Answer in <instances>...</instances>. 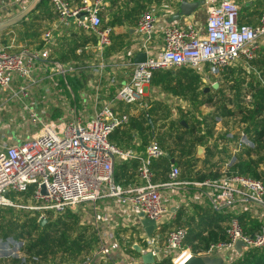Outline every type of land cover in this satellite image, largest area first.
Here are the masks:
<instances>
[{
  "label": "built area",
  "instance_id": "obj_1",
  "mask_svg": "<svg viewBox=\"0 0 264 264\" xmlns=\"http://www.w3.org/2000/svg\"><path fill=\"white\" fill-rule=\"evenodd\" d=\"M11 1L18 8L17 15L28 7L27 0ZM49 2L60 23H74L76 27L97 36V44L92 46V56L97 63L50 60L53 29L44 33V47L32 51L22 49L12 52L0 41V90L10 92L7 102L12 98L23 100L24 110H28L39 124L38 130L29 138L14 143L5 142L0 148V207L37 211L41 219L49 212L63 214L82 203H91L96 211L94 221L99 235V247L94 257L102 253L111 264H142V257H136L129 251L128 241L123 245L117 241L119 228L124 226L129 229L123 220L125 218L133 219L142 230L141 237L135 236L129 248L141 247V254L154 252L156 262L169 258L172 264H183L188 260L194 253L191 247L184 246L187 228H170L161 243L165 225L175 221L176 210L188 201L209 202L212 209L218 211L225 208L233 213L236 211L227 224V239L212 243L207 251L198 254L223 252L234 248L238 241L243 243V250L264 247V211L259 215L256 209L252 212L255 206L264 210V182L229 170L238 151L253 147L245 132H240L231 160L224 163L219 178L180 179L181 169L173 165L169 179L163 183L155 181L152 164L155 159L165 157L167 152L156 140L150 142L144 154L123 151L111 141L114 130L129 122V113L125 112L127 106L147 107L144 101L155 71L190 67L203 75L204 83L214 85L218 82L211 81V77H219L227 67L241 60L248 64L255 59L259 48L257 41L264 38V12L257 25L240 24L241 7L235 0H206L205 20L196 11L182 16L179 21L163 24L160 30L162 45L158 46L154 39L160 22L159 9L156 4L148 6L137 25V32L143 40V51L147 54L146 60L135 64L131 59L125 60L121 53L112 61L115 66V61L122 58L121 67H132L130 80L99 106L100 94L97 93L92 114L85 113L84 109H72L70 118L50 120L41 118L28 103H24V98L30 99L36 88H42L43 95L48 97L53 89L46 84V79L54 85L56 75L66 80L68 76L80 74L92 66L98 72L100 83L107 68L105 51L112 44L113 29L103 26L100 13L105 0H83L77 6L66 0ZM84 49L89 50V45ZM42 70L49 74L45 77L35 75ZM19 80L22 83L15 88L14 84ZM119 159L139 160L137 174L140 183L127 186L115 183V165ZM31 187L33 190L28 199L22 200ZM163 188H170L181 198V202L173 208L169 207ZM191 189H194L192 194L189 193ZM100 202L105 204L99 207ZM97 210L101 213L98 214ZM249 210L252 218L260 221L259 229L252 234L244 231L239 218L241 211ZM143 217L156 223L151 236L147 235L141 223ZM99 220L105 226L103 232L97 225ZM24 243L23 240L0 239V259L22 257ZM115 249L121 254L118 260L110 257Z\"/></svg>",
  "mask_w": 264,
  "mask_h": 264
},
{
  "label": "trees",
  "instance_id": "obj_2",
  "mask_svg": "<svg viewBox=\"0 0 264 264\" xmlns=\"http://www.w3.org/2000/svg\"><path fill=\"white\" fill-rule=\"evenodd\" d=\"M66 1L72 6H77L83 0ZM107 1L108 9L104 6L100 14L102 18L105 14L106 18L107 13L109 19L103 18V26L111 28L122 25L124 19L129 20L130 18L136 20L138 24L142 13L148 6L164 4V0ZM115 6L118 7L117 11H112ZM246 10L247 6L240 9L241 15L238 20L240 24H247L242 17ZM39 11L44 14L38 13ZM263 12L264 1L259 3L254 13L260 14L261 17ZM55 16L57 13L49 0H42L26 18L19 22L25 25V30L20 37L38 40L41 34L38 30L41 27L40 23L43 20L51 21ZM74 35L76 38L65 42L68 44V49L62 48V52L51 53V58L76 63L84 59L83 52L79 54L77 51L79 48L83 49L86 45L95 46L97 44V36L93 33L79 30ZM117 47L118 42H113L105 51V56ZM242 67L229 66L220 73V79L230 84L229 90L221 85L215 89L211 85L210 91L206 90L203 75L190 67L155 71L150 82L151 88L158 89L159 94L167 98L181 99L193 105L195 109L192 107V111V109L178 107L180 117L174 119L172 117L173 108L166 106L165 110L164 101L154 99L144 101L147 107L142 108L136 105L137 109L142 110L137 113L132 112L131 106H127L125 112L129 113V122L114 130L111 141L123 151L132 150L144 154L150 142L156 140L167 152L163 159L154 161L152 164L156 179L161 176L164 177L163 180H168L171 167L180 165L185 170L184 174L180 175L181 179L204 180L221 176V169L217 165L231 160L229 150L232 145V148L235 146L240 138V132L243 131L253 147H247L236 153L235 161L230 165L229 170L264 182V47H259L257 57L244 68ZM72 76L68 78L67 84L72 85L75 80L72 86L78 92L88 78L84 73ZM62 82L61 84L65 85ZM75 101L78 106L79 97ZM201 105L211 107V111L206 115L197 116L195 110H198ZM187 117H193V121H189ZM230 117L238 120V130L232 132L226 129L222 134H216L217 124ZM162 120H165L163 124L169 120L168 127L164 135L157 139L155 130ZM199 147L205 149L204 159L197 156ZM201 162L203 167L195 170ZM138 167L139 160L137 159L117 162L114 174L115 183L122 186L135 183ZM32 190L31 187L29 192L23 196L24 201L28 199ZM190 208L194 211L193 214L187 216L185 209L182 208L174 221L176 227H185L188 230L184 241L185 247H191L193 253L198 254L207 251L212 243L227 239L229 213L207 208L197 202L192 203ZM40 216L41 214L37 211L0 207V239L25 242L22 257L0 259V264L88 263L99 247V235L92 225L85 224L81 215L74 210H67L58 215L46 213L45 217L48 222L43 226L40 225ZM239 218L247 233L252 234L260 227V221L247 214L239 215ZM127 238L125 240L128 241L127 245H131L135 240L133 234ZM128 249L136 254L137 248L128 247ZM91 264L99 263L92 262ZM155 264H172V261L165 258ZM230 264H264V247L246 248Z\"/></svg>",
  "mask_w": 264,
  "mask_h": 264
},
{
  "label": "crops",
  "instance_id": "obj_3",
  "mask_svg": "<svg viewBox=\"0 0 264 264\" xmlns=\"http://www.w3.org/2000/svg\"><path fill=\"white\" fill-rule=\"evenodd\" d=\"M34 1L35 0H27L26 2H27V5L29 6ZM180 1L181 0H164V4L157 5L158 9H159L158 10V17L160 19V22H158L159 25L157 24L158 32L156 33L155 39H154V43L156 45H158V46L162 45V34L160 33L162 25L165 24V23H173L174 21H176L174 19V15L176 14V12L179 9ZM189 1H202V0H189ZM235 1L237 3H239V5L241 4V8L244 7V6H247V10L244 12V14H242V17H244V19H243L244 22L249 24V25H257L259 23L260 14L254 13V12L256 10V7H258L259 3L264 1V0H244L242 2L240 0H239L240 2L237 1V0H235ZM107 6H108V1L105 0V8L106 9H108ZM204 6H205V4L202 5L200 7V9L198 10V12H197L200 15L202 20L206 19ZM117 9H118V7L115 6L112 9V11H115V10L117 11ZM18 12H19L18 8L14 7V5L12 4L11 0H0V17H1L0 18V23L13 18L14 16H16L18 14ZM38 13L44 14L41 11H39ZM250 13H254V14L249 15ZM240 15H241V13H240ZM108 19H109V17H108V15L106 13L105 20H108ZM179 20H177V21H179ZM19 22L17 24H15V25L9 27V28H6V29L0 31V38L2 39L1 42L4 45H6L8 47V49L10 51H12V52H18V51H21L22 49H28V50L32 51V50H35V49L42 48V46H43L42 39H43L44 33L46 31L50 30V29H53L54 43H53L52 46L49 47L50 58H51V53H56L57 54V52H62L63 51V50H61L62 48H65V50H67L68 49V44L65 43V42H70L72 39L76 38V36L74 34L77 31L83 30V29H80V28L76 27L74 25V23H71L70 25H64V24L60 23L58 21V15H57L51 21L43 20L40 23L41 27L38 30L41 32V34H40L38 40H35V39H29L28 40V39H24V38L20 37L23 34L24 30H25V25H21V24H19ZM38 24H39V22H38ZM38 24L35 23V25L39 26ZM137 25H138L137 21L136 20H132V18H130L129 20L124 19L122 25H118V26H115L114 28H112L113 29L112 43L115 42V41L118 42V47L115 48V50H111L110 51L111 53L107 54L105 56V61L107 63V68L104 71V73L102 74V76H101L102 79H101L100 83L98 84V89H100V90L95 88V86L97 85L96 84V80L94 81L93 78H91V79H89V82H88V84L90 86H92V87L94 85L93 82L95 83V86L93 88H95L96 91L98 90V93L100 94V98H101V93L104 94L103 91L107 90L106 94H110L113 91L116 92L122 85H124V84H126L128 82V77L127 76L120 75L118 77V75H117L118 78H116V76L112 77L113 73H111L109 76L106 75L107 71H110V69H114V67H115L112 64V61L115 60L117 56L121 55V53H122L123 58L125 60L128 61L129 59H131V60L134 61V58L136 57V55L139 52H144L143 51V46H142V41L143 40L141 39V34L137 32ZM83 31H85V30H83ZM85 32L88 33V31H85ZM258 46L259 47H264V44L263 43H258ZM89 47H90L89 50H85L84 48L83 49L79 48L77 50L79 54H81V52H83L84 59L82 61H79V62H76V63H82V62L86 63L87 62L88 64H93L94 65V62H92V59H93L92 46L90 45ZM120 48H122V49H120ZM118 50H120V51H118ZM50 60L58 61V62H62V63H71L69 61H67V62L66 61H62L61 59H53V58H51ZM115 65L118 66L119 68L121 67L119 65V63H117ZM130 68L132 69V67H130ZM125 69L130 70L128 68H125ZM90 73H91V71H90ZM46 74H49V72L46 73V71L42 70L41 72H37L35 75L36 76L45 77ZM104 78L106 80H105V83L103 84V79ZM109 79H114V80L116 79V82H117V79H118L119 85H118V83L114 84L113 82L107 81ZM46 81L48 82L47 79H46ZM56 81H59V80L55 79L53 82H56ZM98 81H99V75H98ZM21 83H22L21 80L15 82V84H14L15 88L18 85H20ZM113 86H115V87H113ZM148 90L150 91V87L148 88ZM6 92L10 93L9 91H6ZM43 92L44 91H43L42 88H36L33 91L31 97H33L34 94L38 93L39 95L42 96V98L45 99L46 97L43 95ZM0 95H2V94H0ZM147 95L150 96L151 94L147 93ZM31 97H30V99H31ZM74 101H75V97H74ZM5 102H6V100H5ZM5 102L2 103L1 100H0V103H2L0 106H4L5 104H11V103H8V102L5 103ZM77 107L78 106H76L75 108H77ZM77 109H84L85 110L86 109V103L85 102L82 103V107L80 106ZM79 111H81V110H79ZM1 114L2 113L0 111V116H1ZM1 122L2 121L0 119V124H1ZM218 124L222 125L224 131L226 129H229L232 132L235 131V130H238L237 127L239 126L238 120L236 118L234 119L233 117L227 118V119L219 122ZM216 128H217V130L219 129L218 126H216ZM216 134L220 135L222 133H219V132L216 131ZM4 139H5V133H0V148L2 147ZM232 146H231V150H229V154L230 155H232V152H233ZM244 149L245 148L241 149L237 153L241 152ZM200 158H202V159L205 158V149L203 151V157H200ZM216 159H217V157L215 158V160ZM223 165H224V163L223 164L219 163L217 165V167L222 169ZM200 168H201V166L198 165L195 168V170H199ZM163 178L164 177L160 176V177H158V179L155 178V181L159 182V183L166 182L167 179L163 180ZM135 183H137V184L140 183L139 180H138V174H137V177L135 179ZM162 192L164 193V195H167L166 196V202H167V205L169 207L173 208L177 203L181 202V198L178 195H176L175 193L173 194V192H171L170 188H163ZM193 192H194V189H191V192H189V193L192 194ZM169 196L171 198L170 202L168 200ZM188 202H191V201H188ZM103 203L104 202H101V204H103ZM191 205H192V203H191ZM190 206H186V203H183L182 206L179 209L176 210V213L178 214L180 209L183 208V209H185L186 215L189 216V215L194 213V211L190 208ZM203 206H205L207 208H210V209L212 208L210 206L209 202L207 204H203ZM249 211H241L239 215L241 216L242 214H247V215L253 217L252 216V212L250 213ZM221 212L229 213L230 214V218H231V216L233 214L236 213V211H234V213H233L230 209H226V208L221 210ZM253 219H255V218H253ZM102 225H104V224H102ZM129 235H128V237H129ZM117 236H118V234H117ZM133 254L136 257L142 256V254L139 253L138 251H136V254H135V252H133ZM110 257H111L112 260H118L121 257L120 251L118 249H115V250L111 251ZM92 262L93 263L94 262L95 263L98 262L99 264H111L110 262H107V260L104 258V255L102 253H100L96 257H94V255H93L90 258V260L88 261V264H91Z\"/></svg>",
  "mask_w": 264,
  "mask_h": 264
},
{
  "label": "rangeland",
  "instance_id": "obj_4",
  "mask_svg": "<svg viewBox=\"0 0 264 264\" xmlns=\"http://www.w3.org/2000/svg\"><path fill=\"white\" fill-rule=\"evenodd\" d=\"M237 1H239V0H237ZM240 1L242 2L244 0H240ZM240 7H241V4H240ZM104 19H105V14H104ZM0 41H2L1 38H0ZM257 43H263L264 44V38H260L257 41ZM121 61H123L122 58L115 61V63L117 64V63H120ZM92 62H94V64L97 63L94 59H92ZM245 65H246L245 61L241 60L239 63L234 64V67H242L243 66L242 68H244ZM125 68H128L130 70H127ZM90 71H91V73H90ZM82 73H84L87 76L88 81L85 83V85L82 87V89H80L78 92L73 88V86H74L73 82L75 80H73V82H72L73 86L71 85V83H70L71 86L69 84H67L68 78L73 77L72 75L68 76L66 78V80L61 75H56L55 77L59 81H56L54 83V85L49 84L51 82L46 83L49 86H52L53 92L51 95H47L48 97H46L44 99V98H42L41 95L36 93L33 95V97H31V99L24 98V103H28L29 107L34 112H36L41 118H44V119L49 118L50 120H52V119L56 120V119H60L62 117L63 118H70L71 110L72 109L77 110V108H79L80 106L82 107V103H84V102L86 103L85 113L89 112L90 114H92L94 112V108L96 105L95 97H96V94L98 93V91H96L95 88H93L95 86L94 82H93V84H94L93 87L90 86L88 84V82H89V79L93 78L94 81L96 80V84L98 86V84H99L98 72L95 70L94 66H92L91 69L88 68V69L84 70ZM111 73H113L112 77L116 76V78H118L120 75L127 76L128 81H129L130 80L129 78L131 77V74H132V69L130 67H125V66H122L119 68L118 66L115 65L114 69H110V71L106 72V75L109 76ZM117 75H118V77H117ZM75 77H78V76H75ZM105 80L106 79L104 78L103 84L105 83ZM61 81H63L62 83L65 85H62ZM107 81L113 82L114 84L118 83V85H119L118 79H117V82H116V79L115 80L109 79ZM211 81L218 82V83H220V84H218L219 85L218 87H220V85H221V86L225 87L226 90H229L228 86L230 84L221 80L220 76L219 77H213V78L211 77ZM69 82H71V79H69ZM205 86L210 87L211 84L207 82V83H205ZM113 87H115V86H113ZM208 91H210V89ZM116 92L113 91L110 94H106L107 90L103 91L104 94L101 93V98H100L101 101L98 103V106L101 103H103L105 100H109L110 96L111 97L114 96V94ZM147 93H150L151 95L150 96L147 95V97L145 98L146 101H149V99H150V101H152L153 99L164 101L163 102L164 103L163 108L165 110H166V106H171L173 108L172 117L174 119H178L180 117L179 113H178V107H182L184 109H192V107H193V105H189V103H187L181 99L174 98V97H168L167 98V96H165V95H160L159 90L156 88L150 87V91L147 90ZM0 94L3 95V96L0 95L1 102L4 103L6 100L5 103H7V100L9 99L10 94L6 91L4 92L3 89L0 90ZM74 97H75V99H78V97L80 99V101H78L79 105L77 108H75L76 103L74 102ZM22 101L23 100H20L17 98H12L8 101V103H11V104H5L4 106H0V111L2 113L0 116V119L2 121L0 124V133H5V139H4L3 143H5V142L6 143H14V142L19 141V140L27 139L30 136H32V134H34L39 128L38 121H36L34 119V117L31 115V113L28 110H24ZM2 103H0V105ZM135 106L133 105L130 107L132 112L137 113L139 111H142L140 109H137ZM139 107H141V106H139ZM78 110H83V109H78ZM192 111H193V109H192ZM210 111H211V107L201 105L198 108V110H195V114L197 116H201L202 114L203 115L208 114ZM55 114H56V116H54ZM187 118L189 121H191V122L193 121V117H187ZM164 121L165 120H162V122L160 121L157 129L155 130L156 138L163 136L165 131L167 130L169 120H167L165 122V124H163ZM217 126L219 127V129L217 130V128H216V131L219 133H223L224 130H223L222 125L218 124ZM163 158L164 157H161V158L155 159L154 161L156 162V161H159ZM120 161L121 160L119 159L117 162L120 163ZM125 161H130V160H125ZM199 165L201 167H203L202 162L199 163ZM179 167L181 168V175H183L185 170L180 165H179ZM180 179H181V176H180ZM183 179H187V178H183ZM165 196H167V195H165ZM21 199L25 200L24 197H22ZM168 200L170 202V200H171L170 196L168 197ZM191 203H193V202L186 203V206H190ZM104 204H105V202L103 204H101V202H100L98 204V206L102 207ZM253 208L254 209H252V212H255V209H256V210H258V215L260 212L264 211L261 207L255 206ZM73 210L77 211L79 213V215H81L82 221L85 224L92 225L93 228L96 229L95 228L96 222L94 221L96 211H94V208H93L91 203H89V202L88 203H82L78 206H75L73 208ZM249 212L251 213V211H249ZM97 213L98 214L101 213L100 210H97ZM117 220H118V217H117ZM123 220L125 221L126 224H128L129 229H128V227L124 228V226H121L119 228L117 241L121 245L125 242L126 239H128L127 237L130 233L133 234L134 237L136 236L137 238H140L142 235V230L140 229L139 224L136 223L133 219L125 218ZM97 225L100 227V231L103 232V230L105 229V226L102 225V222L100 220L97 222ZM174 226H175L174 222L170 223L168 225L167 224L165 225V228H164L165 230H163V234L161 236V243L166 237V232ZM127 246L129 247L130 245H127ZM176 252L177 251L173 252L172 256H174L176 254Z\"/></svg>",
  "mask_w": 264,
  "mask_h": 264
},
{
  "label": "water",
  "instance_id": "obj_5",
  "mask_svg": "<svg viewBox=\"0 0 264 264\" xmlns=\"http://www.w3.org/2000/svg\"><path fill=\"white\" fill-rule=\"evenodd\" d=\"M42 0H35L32 4H30L25 11L21 14L0 23V31L9 28L15 24H17L22 19L26 18L41 2ZM206 3V0L202 1H189V0H181L179 3V9L174 15L175 20H179L182 16H188L193 12H196L200 9L202 5ZM147 54L146 52H139L134 58V63L138 64L144 62L146 60ZM219 83H215L213 87L215 89L218 88ZM209 90V87L206 89ZM151 122V119L149 118ZM204 149L202 147L198 148L197 156L203 157ZM174 161V159H172ZM43 192L46 193L45 187H43ZM143 216V214H141ZM48 222L46 217H42L40 219V225H45ZM143 227L145 228L147 235L151 236L155 229V221L152 219L144 218L141 221ZM137 251L141 253V247H137ZM243 251V243L238 241L234 248L228 249L223 252H217L212 254H194L188 260H186L183 264H230L235 257ZM158 253V250H156ZM142 264H155L156 259L154 256V252L149 251L147 253L142 254Z\"/></svg>",
  "mask_w": 264,
  "mask_h": 264
}]
</instances>
